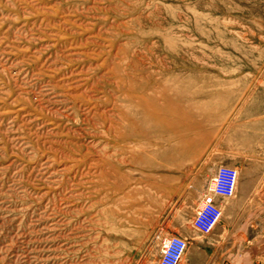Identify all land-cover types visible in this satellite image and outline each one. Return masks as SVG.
<instances>
[{"label":"rangeland","instance_id":"1","mask_svg":"<svg viewBox=\"0 0 264 264\" xmlns=\"http://www.w3.org/2000/svg\"><path fill=\"white\" fill-rule=\"evenodd\" d=\"M254 1L0 0V264H157V237L167 235L187 239L178 264L196 241L216 264H264V0ZM148 2L169 15L195 2L198 60L183 72L198 106L219 91L209 104L226 109L183 130L197 136L181 165L156 160L167 175L126 179L99 171L104 94L116 77L112 53L132 51L141 30L130 26L133 8ZM219 166L236 169L235 193L201 233L191 220Z\"/></svg>","mask_w":264,"mask_h":264},{"label":"bare ground","instance_id":"2","mask_svg":"<svg viewBox=\"0 0 264 264\" xmlns=\"http://www.w3.org/2000/svg\"><path fill=\"white\" fill-rule=\"evenodd\" d=\"M150 3L133 8V11L137 12V16L130 20V26L135 24L141 30H138V34L135 36L137 41L132 42L134 45L131 48L132 51H128L129 48L124 45L112 53L113 62H110V69L116 77L110 92L104 94L105 101L110 106V112L107 115L109 117H106V121L101 124L107 137L106 149L101 157L104 165L102 164L103 167L101 166L99 171L103 172V168H105L106 172L114 171L119 173L117 177L119 175L126 179H130L132 170L141 175L160 171H164L163 175H167L166 168H161L156 160L174 165L180 164L181 157L187 154L186 143H192L195 140L193 136H197V134L185 136L183 130L199 126L203 118L198 119L197 116L203 117L209 113H214L216 116L217 113L226 109V105L223 104L210 105L212 98L219 91L206 94L212 98L198 106V100L194 98L198 95L197 88L193 87L195 80L193 76L185 75L183 72L185 64H191L198 60V38L201 36L198 37V27L200 26L197 27L198 15L194 10L195 2H192L190 6L182 7L183 12L172 11L174 15H169L168 10L159 12L161 8L158 10L157 4L154 5L156 10L152 12L149 7ZM219 23L223 26L220 21ZM187 26L190 28L189 32H185ZM222 28L224 29V27ZM224 40L226 42V39ZM115 59L117 60L115 61ZM184 96L191 98V101L184 103ZM84 100L86 104L98 110L100 104L96 100L93 101L89 97ZM209 102L211 103L209 104ZM102 115L104 112H99V116ZM185 117L186 119H184ZM160 142L165 144L161 149L150 150L152 146H157ZM142 148L149 150L141 152ZM240 262L241 259L237 261L238 264H242Z\"/></svg>","mask_w":264,"mask_h":264},{"label":"built area","instance_id":"3","mask_svg":"<svg viewBox=\"0 0 264 264\" xmlns=\"http://www.w3.org/2000/svg\"><path fill=\"white\" fill-rule=\"evenodd\" d=\"M237 171L233 167L219 166L210 177L191 220L193 228L201 233L209 232L221 216L220 200L235 193ZM160 252L157 264H178L187 246V239L180 235L157 237Z\"/></svg>","mask_w":264,"mask_h":264},{"label":"crops","instance_id":"4","mask_svg":"<svg viewBox=\"0 0 264 264\" xmlns=\"http://www.w3.org/2000/svg\"><path fill=\"white\" fill-rule=\"evenodd\" d=\"M246 200V197L244 195L241 196V203L243 204ZM212 242L218 243L221 242V234L216 231L213 233ZM213 251H206L201 248V245L196 241L193 247L187 251L186 259L184 260L183 264H201L205 259H215V261L212 264L217 263V257L216 255H212ZM215 254V253H214Z\"/></svg>","mask_w":264,"mask_h":264}]
</instances>
